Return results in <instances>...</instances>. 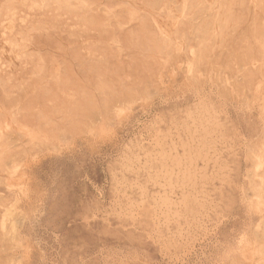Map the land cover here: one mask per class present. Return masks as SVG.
<instances>
[{
  "label": "rangeland",
  "instance_id": "374dc122",
  "mask_svg": "<svg viewBox=\"0 0 264 264\" xmlns=\"http://www.w3.org/2000/svg\"><path fill=\"white\" fill-rule=\"evenodd\" d=\"M25 1L0 0V264H264V0Z\"/></svg>",
  "mask_w": 264,
  "mask_h": 264
},
{
  "label": "bare ground",
  "instance_id": "6f19581e",
  "mask_svg": "<svg viewBox=\"0 0 264 264\" xmlns=\"http://www.w3.org/2000/svg\"><path fill=\"white\" fill-rule=\"evenodd\" d=\"M26 1H27V0H26ZM26 1H25V2H26ZM31 1H33V0H31ZM31 1L28 2V3H31ZM51 1H52V0H51ZM61 1H62V0H61ZM64 1H65V0H64ZM243 1H245V0H243ZM19 2H20V1H19ZM23 2H24V1H21L22 4H23ZM48 2H50V1H47V3H48ZM68 2H69V1H68ZM68 2H67V3H68ZM78 2H79V3H78V5H79L81 1H78ZM193 2H194V1H193ZM196 2H197V1H196ZM222 2H223V1H222ZM241 2H242V1H241ZM241 2H240V4H241ZM245 2H246V1H245ZM245 2H244V3H245ZM17 3H18V2H16V3L14 2V4H16V6H19ZM21 3H20V4H21ZM32 3H33V2H32ZM43 3L47 4L45 1H44ZM52 3H54V2H52ZM67 3H65L66 6H69V7L72 6V5H70L71 3H69V5H68ZM83 3H84V0H83V2H82V5H81V6H84ZM194 3H195V2H194ZM205 3H207V2H205ZM238 3H239V2H238ZM248 3H249V2H248ZM254 3H255V2H254ZM263 3H264V2H263ZM61 4H64L63 1L61 2ZM212 4H213V3H212ZM212 4H211V5H212ZM24 5H26V3H25ZM24 5H23V8L25 7ZM30 5H31V4H30ZM32 5H33V4H32ZM49 5H50V4H49ZM52 5H53V4H52ZM52 5H50V6H52ZM54 5H55V3H54ZM54 5H53V6H54ZM76 5H77V4H76ZM207 5H208V4H207ZM211 5H209V6H211ZM250 5H251V3H250ZM20 6H21V5H20ZM20 6H19V7H20ZM45 6H46V5H45ZM53 6H52V7H53ZM55 6H57V5H55ZM55 6H54V7H55ZM79 6H80V5H79ZM263 6H264V5H263ZM263 6H262V7H263ZM19 7H18V8L16 7V8L19 10ZM58 7H59V6H58ZM61 7H62V6H61ZM63 7H65V6L63 5ZM259 7H261V6L259 5ZM67 8H68V7H67ZM20 9H21V8H20ZM50 9H51V8H50ZM253 9H254V8H253ZM8 10H9V9H8ZM14 10H15V9H14ZM22 10H23V9H22ZM47 10H48V9H47ZM16 12H17V10H16ZM14 13H15V11H14ZM20 13H21V10H20ZM48 13H49V11H48ZM53 13H54V12H53V9H52V13L50 12V15L52 14V16H53ZM16 14H17V13H16ZM16 14H15V15H16ZM23 14H24V13H23ZM169 14H170V13H169ZM19 15H20V17H21V14H19ZM19 15H18V16H19ZM47 15H48V14H47ZM12 16H13V15H12ZM23 16H24V15H23ZM170 16H171V15H170ZM46 17L48 18V16H46ZM173 17H174V16H173ZM15 18H16V16H15ZM18 18H19V17L16 18V22H17V19H18ZM21 18H22V17H21ZM24 18H25V17H24ZM47 18H45V20H47ZM50 18H51V17H50ZM50 18H49V20H50ZM52 18H53V17H52ZM42 19H43V18H42ZM22 20H23V19H22ZM25 20H26V18H25ZM28 20H29V19H28ZM32 20H33V19H32ZM36 20H38V19H36ZM40 20H41V18H40ZM49 20H48V21H49ZM12 21H13V18H12ZM19 21H20V20H19ZM19 21H18L17 23H19ZM30 21H31V19H30ZM41 21H42V20H41ZM23 22H24V21H23ZM26 22H27V21H26ZM32 22H36V21L34 20V21H32ZM32 22H31V23H32ZM37 22H38V21H37ZM29 23H30V22H29ZM20 24H21V23H20ZM25 24H26V23H25ZM32 24H33V23H32ZM26 25H27V24H26ZM26 25H25L24 27H27ZM33 25L35 26V25H37V24L34 23ZM33 25H32V27H34ZM28 26H30V24H28ZM39 26H40V25H39ZM39 26H37V27H39ZM19 27H20V26H19ZM24 27H23V28H24ZM40 27H41V26H40ZM40 27H39V28H40ZM15 28H16V27H15ZM10 29H11V28H10ZM17 29H18V28H17ZM26 29H30V27H29V28H26ZM35 29H36V28H35ZM22 30H23V29H22ZM26 31H27V30H26ZM14 32H16V31H14ZM14 32H13V33H14ZM21 32H22V31H21ZM24 32H25V31H24ZM28 32H29V31H28ZM30 32H31V31H30ZM263 32H264V31H263ZM16 33H18V32H16ZM16 33H15V34H16ZM23 34H24V33H23ZM261 34H262V33H261ZM11 36H12V35H11ZM17 36H18V35H17ZM20 36H21V35H20ZM260 36H261V35H260ZM262 36H263V35H262ZM262 38H263V37H262ZM262 38H261V40L259 39V40L261 41V43H262ZM260 46H261V45H260ZM260 46H258V47L256 46V47H257V48H261ZM263 47H264V46H263ZM254 48H255V47H254ZM254 48H253V49H254ZM246 49H247V48H246ZM259 50H260V49H259ZM263 50H264V49H263ZM243 51H244V50H243ZM254 51H255V50H254ZM256 51H257V50H256ZM246 52H247V51H246ZM262 52H264V51H262ZM241 53H242V52L240 51V54H241ZM248 53H249V52H248ZM248 53H247V54H248ZM242 54H244V53H242ZM252 54H253V53H252ZM252 54L250 53V55H252ZM257 54H258V52H256V55H257ZM250 55H249V56H250ZM256 55H255V57H253V58L251 59V61H253L254 58H257ZM209 56H210V55H209ZM241 56H242V55H241ZM241 56L238 55L237 58H238V57H241ZM259 56H260V55H259ZM243 57H244V56H243ZM243 57H241V58H243ZM246 57H247V56H246ZM246 57H245V59H246ZM260 57H262V56H260ZM212 58H213V57H212ZM241 58H240V59H241ZM250 58H251V57H250ZM250 58H249V60H250ZM240 59H238L237 61L239 62ZM254 60H255V59H254ZM240 61H241V60H240ZM244 61H245V60H244ZM255 61H256V60H255ZM257 61H258V60H257ZM259 61H260V60H259ZM261 61H262V59H261ZM255 67H256V66H255ZM191 68H192V67H191ZM256 69H257V68H256ZM263 130H264V129H263ZM256 159H257V158H256ZM257 160H258V159H257ZM254 162H255V161H254ZM260 162H261V161H260ZM256 163H257V162H256ZM256 165H257V164H256ZM259 165H260V164H259ZM258 168H260V167L258 166ZM257 170H258V169H257ZM257 170H256V171H257ZM263 176H264V174H263ZM262 178H263V177H262ZM263 179H264V178H263ZM258 181H259V180H258ZM251 182H253V180H252ZM259 184H260V183H259ZM261 184H262V183H261ZM263 184H264V183H263ZM255 186H256V185H255ZM257 186H258V184H257ZM261 186H262V185H261ZM261 186H260V187H261ZM253 187H254V185H253ZM250 188H251V187H250ZM261 188H263V187H261ZM261 188H260V189H261ZM251 190H252V189H251ZM255 190H257V189L255 188ZM255 190H254L253 192H255ZM259 191H260V190H258V191H256V192H259ZM248 193H249V192H248ZM248 193H247V194H248ZM253 195H254V193L252 194V196H253ZM249 196H250V195H249ZM255 196H256V195H255ZM262 196H263V195H262ZM261 198H262V197H261ZM261 198H260V199H261ZM260 199H258V200H260ZM262 199H263V198H262ZM260 201H261V200H260ZM262 201H264V200H262ZM8 211H9V210H8ZM11 211H12V210H11ZM14 214H15V213H14ZM14 214H13V216H14ZM2 217H3V216H2ZM10 217H11V216H10ZM262 217H263V216H262ZM259 219H260V218H259ZM261 219H262V218H261ZM4 220H6V219H4ZM8 221H9V219H8ZM8 221H7V222H8ZM7 222H6V223H7ZM9 222H11V221H9ZM258 222H259V221H258ZM13 223H14V222H13ZM13 223H12V224H13ZM7 224L9 225V223H7ZM260 224H261V223H260ZM263 224H264V223H263ZM0 225H1V224H0ZM258 225H259V224H258ZM261 225H262V224H261ZM12 226L14 227V225H12ZM16 226H17V225H16ZM16 226H15V227H16ZM254 226H255V225H254ZM263 226H264V225H263ZM7 227H9V226H7ZM10 228H11V227H10ZM260 228H262V227H260ZM13 229H14V228H13ZM253 229H254V228H253ZM10 230H12V228H11ZM251 230H252V228H251ZM8 231H9V229H8ZM13 231H15V230H13ZM257 231H258V230H257ZM10 232H11V231H10ZM10 232H9V233H10ZM11 233H12V232H11ZM13 233H14V232H13ZM13 233H12V234H13ZM259 233H260V232H259ZM262 233H263V232H262ZM12 234H11V235H12ZM248 234H249V233H248ZM256 234H257V233H256ZM4 235H5V233H4ZM13 235H14V234H13ZM259 235H260V234H259ZM259 235H258V237H259ZM262 235H263V234H262ZM0 237H1V236H0ZM9 237H11V236L9 235ZM253 237H254V236H253ZM5 238H6V237H5ZM244 238H246V237H244ZM249 238H250V237H249ZM242 239H243V238H242ZM253 239H254V238H253ZM258 239H263V236H262V238L260 237V238H258ZM12 240H14V239H12ZM12 240H11V242H12ZM248 240H249V239H248ZM254 241H255V239H254ZM254 241H253V242H254ZM260 241H261V240H260ZM6 242H8V241H6ZM11 242H10V243H11ZM240 242H241V241H240ZM246 242H247V241H246ZM13 243H14V242H13ZM261 243H262V242H261ZM254 244H255V242H254ZM254 244H253V245H254ZM10 245H11V244H10ZM256 245H257V244H256ZM11 246H12V245H11ZM250 246H251V245H250ZM1 247H2V246H1ZM1 247H0V248H1ZM3 247H4V246H3ZM241 248H242V247H241ZM248 248H249V247H248ZM253 248H254V247H253ZM258 248H259V247H258ZM251 249H252V248H251ZM255 249H256V248H255ZM258 252H259V251H258ZM252 253H253V252H252ZM14 254H15V253H14ZM253 255H254V254H253ZM257 257H258V255H257ZM257 260H258V259H257ZM260 261H261V260H260ZM3 263H5V262H3ZM3 263H1V264H3Z\"/></svg>",
  "mask_w": 264,
  "mask_h": 264
}]
</instances>
